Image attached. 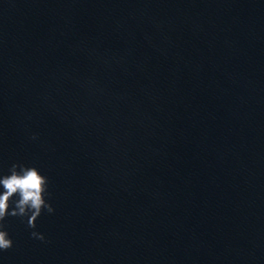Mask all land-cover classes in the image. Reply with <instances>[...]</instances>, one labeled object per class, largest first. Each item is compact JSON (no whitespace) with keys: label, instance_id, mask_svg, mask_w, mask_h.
<instances>
[{"label":"water","instance_id":"95a60500","mask_svg":"<svg viewBox=\"0 0 264 264\" xmlns=\"http://www.w3.org/2000/svg\"><path fill=\"white\" fill-rule=\"evenodd\" d=\"M13 163L55 213L45 241L8 217L0 264H185L169 0H0V175Z\"/></svg>","mask_w":264,"mask_h":264},{"label":"clouds","instance_id":"9594fccd","mask_svg":"<svg viewBox=\"0 0 264 264\" xmlns=\"http://www.w3.org/2000/svg\"><path fill=\"white\" fill-rule=\"evenodd\" d=\"M38 137L33 135L32 140ZM49 180L35 166L13 163L8 174L0 175V251L13 248V240L5 230L4 221L8 217L27 218L31 237L45 241V236L35 231L37 221L42 214H54L55 209L46 200Z\"/></svg>","mask_w":264,"mask_h":264}]
</instances>
